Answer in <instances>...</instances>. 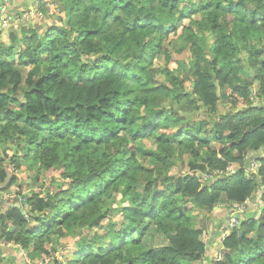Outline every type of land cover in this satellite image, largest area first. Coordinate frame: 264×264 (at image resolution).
Segmentation results:
<instances>
[{"label": "trees", "instance_id": "trees-1", "mask_svg": "<svg viewBox=\"0 0 264 264\" xmlns=\"http://www.w3.org/2000/svg\"><path fill=\"white\" fill-rule=\"evenodd\" d=\"M53 3L62 26L0 41V255L40 264L55 236L71 253L55 264L201 262L197 212L264 192V0ZM20 154L36 183L60 173L57 188L26 196ZM259 205L213 264H264Z\"/></svg>", "mask_w": 264, "mask_h": 264}, {"label": "rangeland", "instance_id": "rangeland-1", "mask_svg": "<svg viewBox=\"0 0 264 264\" xmlns=\"http://www.w3.org/2000/svg\"><path fill=\"white\" fill-rule=\"evenodd\" d=\"M6 3H8L6 6L4 5L0 8V41L3 40V42L5 43L8 41V39L11 38L10 34L12 31L15 34L19 35L22 28H28L32 26L40 29L42 33V31L45 29H51L53 25L62 26L64 24V21L62 19L64 16H61L62 14H60V10L57 6L58 4L53 3V0H3V4ZM7 16L8 19H6ZM171 40L175 43L177 42V37H171ZM185 57L186 56H183L182 58L184 59ZM225 102L226 104H220L219 106L221 115L231 108L230 102L228 100H226ZM182 110L185 114H187V116L191 118L201 119V111H193L191 104H183ZM11 154L12 152L8 153V156H11ZM20 155L21 160L19 161V163L23 167L21 168V170H16V174L18 175V186H21L23 190L26 191V196H28V194L33 191L42 194L43 190H47L48 188H52V190L56 189L57 186H52L54 185V180H56V185L58 183H61L60 181L62 180V178H60V173H57L54 177H47L46 174H48V172L44 173L40 177V180L36 183V171L28 170V163L24 159L25 154ZM179 167L181 166L179 165ZM37 168L38 166L35 169L37 170ZM259 168L260 167L257 166L252 174H257L259 172ZM228 170H234L236 173V166L232 165ZM188 171L189 169L187 165H185L182 168V172L187 173ZM46 178H49L50 180L47 181ZM215 179L218 180V177ZM42 185L44 187H41ZM16 189L17 188H13V191L17 193ZM162 189L164 188L161 186L160 191H162ZM263 194L264 192L261 193L256 199L251 200L246 205V210L243 214L250 216L252 214H255V212L257 213L260 208L259 202L262 204ZM112 200L113 204L122 207L123 202H121L119 199L114 198ZM221 201L223 202V204L217 207L210 214H206L203 212L200 213L199 211L197 212L196 226L204 230L203 242L207 244V252L205 253L204 259L196 264H213L214 261H223L224 251L221 245V233H223L222 227L227 219L229 222V217L232 215V212L228 210L225 195L222 196ZM113 204L110 205L112 206ZM118 215L119 214L117 212H112L113 218L117 217ZM122 222L123 220L121 221V223ZM107 223L108 219L105 218L102 220L101 226H104ZM114 224L118 226L117 222H115ZM31 229L37 231L39 229V226L37 224H31ZM96 230L101 234H104V231L102 229ZM116 230H120V227H117ZM149 239L150 237L148 236L145 241L147 245L149 244ZM60 242L61 243L58 245L57 238L55 236H52L49 238V242H45L43 244V249H47L49 253H51V255L45 256L44 261L39 262L40 264H55L56 261L64 262L67 256L69 257V255H71V253L68 252V250L70 249L68 242L63 240H61ZM10 245L14 244L11 243ZM107 247L109 248V245H107ZM23 256L27 259V255L25 253H23ZM3 258H5V262ZM0 261H2L0 264H8L4 255H0ZM26 263L34 264L29 259H27Z\"/></svg>", "mask_w": 264, "mask_h": 264}, {"label": "built area", "instance_id": "built-area-1", "mask_svg": "<svg viewBox=\"0 0 264 264\" xmlns=\"http://www.w3.org/2000/svg\"><path fill=\"white\" fill-rule=\"evenodd\" d=\"M9 3V2H8ZM6 3V4H8ZM259 166L255 161L250 165L249 167V171L250 172H254L255 168ZM229 174H235L234 170H228V175ZM223 173L222 172H218L217 176L213 177L211 174H205L203 175V179L205 181L211 180L212 178H219L220 176H222ZM246 204H238V203H234L231 205L232 210H230L232 212V215L229 217V224L228 227L223 231L222 235H221V243H223L226 238H228L232 232V230H234L235 228H237L240 224V218L239 215L245 213L246 210ZM1 244V243H0Z\"/></svg>", "mask_w": 264, "mask_h": 264}, {"label": "crops", "instance_id": "crops-1", "mask_svg": "<svg viewBox=\"0 0 264 264\" xmlns=\"http://www.w3.org/2000/svg\"><path fill=\"white\" fill-rule=\"evenodd\" d=\"M249 202H250V201H248L247 204H248ZM247 216H249V215H247ZM226 222H227V224H228V219H227ZM224 228L226 229V226H225ZM222 232H223V230H222ZM221 234H222V233H221Z\"/></svg>", "mask_w": 264, "mask_h": 264}, {"label": "water", "instance_id": "water-1", "mask_svg": "<svg viewBox=\"0 0 264 264\" xmlns=\"http://www.w3.org/2000/svg\"><path fill=\"white\" fill-rule=\"evenodd\" d=\"M18 207H19V206H18ZM242 236H243V234L240 235V240H242Z\"/></svg>", "mask_w": 264, "mask_h": 264}]
</instances>
